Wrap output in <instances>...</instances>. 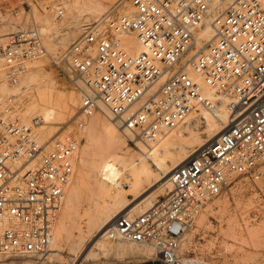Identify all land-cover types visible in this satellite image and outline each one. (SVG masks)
Segmentation results:
<instances>
[{
    "label": "built area",
    "instance_id": "obj_1",
    "mask_svg": "<svg viewBox=\"0 0 264 264\" xmlns=\"http://www.w3.org/2000/svg\"><path fill=\"white\" fill-rule=\"evenodd\" d=\"M131 1L132 12L88 25L63 54L84 90L79 116L60 140L41 143L33 126L16 116L15 94L6 92L28 63L48 54L40 29L0 40L1 257L46 259L95 110L104 107L139 148L224 103L230 125L172 171L165 197L140 214L118 215L107 236L152 247L147 261L155 264H231L185 255L180 245L204 206L236 186L238 176L254 184L263 177L264 6L261 0H231L224 7L225 0ZM206 22L213 38L198 51L197 31ZM122 34H135L144 52L128 54Z\"/></svg>",
    "mask_w": 264,
    "mask_h": 264
},
{
    "label": "rangeland",
    "instance_id": "obj_2",
    "mask_svg": "<svg viewBox=\"0 0 264 264\" xmlns=\"http://www.w3.org/2000/svg\"><path fill=\"white\" fill-rule=\"evenodd\" d=\"M98 2L101 3L103 9L98 10V13L91 11L90 7H93L96 5L95 3ZM85 8L89 9L87 10L88 16L91 18V23H89V25L100 19L99 17L102 18L103 16H109L111 19H116L122 15L129 14L128 11L131 12L133 10L131 0H0V20L3 21L0 30H2L4 26L7 27V30L3 32L0 31V34L17 32L19 30H29L33 27H38L43 36L44 45L48 54L28 63L26 71L32 72L38 67L41 68V75L45 78L48 77L47 79L53 82L54 88L52 93L55 99L62 100L64 97L67 98L71 95H74L77 98V104L74 107L73 114L66 115L62 120L52 122L53 124L51 123L49 125L51 128V134L49 135V138H52L51 141L64 138L71 126L75 124L80 113L84 85L78 76L70 69L63 54L68 50L72 42L81 36L84 32V28L80 29L79 32L75 34V39L66 46L57 44L55 40L59 34L66 33L69 27L74 26V19L78 15V12ZM59 9L63 10V17L61 18H58L57 16ZM109 11H111V13ZM119 39L121 41L120 36ZM23 77L24 74L20 76V81H22ZM13 91L14 93H12ZM16 91L17 89L13 88L11 92H9L15 94L18 109L20 110L21 103L27 100L28 95L25 90H22L21 92L19 89L18 93L20 95L16 94ZM23 93L26 96H23ZM202 112L203 110L192 115L193 117H190L192 122L189 123H192L194 127L191 129L198 133L201 139H206V119L204 118V115H202ZM32 118L29 124L23 122L29 126H33L35 131V129H38L41 126L42 122L40 116H33ZM96 118L105 119L114 124L115 127L118 128L119 136L124 142L123 144L121 143L122 146L118 144L119 147H122L120 149L121 156L119 155V158L116 160V165L121 170L119 182L126 179L127 173H131L129 159H132V157L136 158L139 155L144 156L149 150L148 148L153 147V144H150L149 142L140 143L141 145L143 144V146L146 145L144 150H142V146H139L140 149L133 146L128 142L129 138L121 132V129L107 114L104 113L103 110H95L89 117L87 125L84 128L82 140L76 153L74 173L67 186L64 205L59 218L54 225L53 235L55 234L57 226L63 221L66 223V229L64 232L65 238L77 236L78 231L85 228L88 217L91 211L94 210L92 204L94 203L96 196L83 190V185L81 183L82 179L80 177L87 173L83 160H90L95 151L93 148L87 149L86 129L89 128L90 121ZM197 118L199 119L198 121L196 120ZM19 119L22 120L21 118ZM196 121L199 125L196 124ZM186 125L187 122H184L176 129L184 130ZM168 135H166V137ZM166 137L162 138V140L156 145H159ZM39 141L42 143L48 142L47 140ZM190 146L192 150H195L198 148L199 142H194ZM155 147L156 146H154V148ZM85 150L88 152L86 153ZM109 151L110 150L106 151L108 152L107 154H110L111 151ZM127 156L129 159H126ZM153 168L155 171L157 170L155 166H153ZM158 171L159 170H157L156 173L160 172ZM262 173L263 177L261 180L257 181L256 184L242 176H238V183L236 186L226 187L221 196L209 201L195 219L192 227L184 235L183 241L180 245L181 252L188 256L205 258L212 263L227 261L231 264H264V168L262 169ZM92 180L93 179L89 180L90 184L93 183L94 180ZM158 185L159 184H157L155 188ZM75 187L78 188L77 190L80 197L78 198L77 203L75 202V205L73 203V206H71L72 204L66 205L67 194L71 188L73 189ZM155 188H151L150 191ZM171 189L172 185L171 188L166 189L165 192H156L151 204L145 207L143 211L154 204L158 199L165 197ZM129 198H131V196H129ZM74 210H77L78 214ZM69 215H71V217H69ZM107 241L111 242L114 246L119 244L128 245L129 243H132L128 241H113L110 239ZM132 244L135 245V249H137L138 252H154L153 248L150 246ZM77 257L79 256H75L74 252L64 246L59 250L57 256L54 258L48 257L41 261L40 264H155L147 261V259L141 260L138 258L114 260L109 256H103V254L99 252L95 255L88 256L87 259L85 256H82L80 260ZM26 259L27 258L16 256L14 258L3 256L0 258V264ZM35 264L37 263L35 262Z\"/></svg>",
    "mask_w": 264,
    "mask_h": 264
},
{
    "label": "bare ground",
    "instance_id": "obj_3",
    "mask_svg": "<svg viewBox=\"0 0 264 264\" xmlns=\"http://www.w3.org/2000/svg\"><path fill=\"white\" fill-rule=\"evenodd\" d=\"M230 1L231 0H225L222 6H226ZM261 2L264 6V0H261ZM95 4L96 5L93 7H90V10L98 13L97 11L103 8L101 7V3L98 2ZM87 10L89 9L85 8L78 12V15L74 19V26L69 27L66 33L59 34V36L56 37L55 42L57 44L66 46L75 39V34H77L80 29L84 28L85 30L89 23H91V18L88 16ZM109 12L111 13V11ZM128 13H130V11H128ZM1 25H3L2 20H0V27ZM5 30H7V27L4 26L0 31L3 32ZM7 34L10 33L6 32L0 34V37H2L0 39L1 42L4 41V36ZM213 34L210 22H206L197 31L198 41L196 43V50H203L205 45L212 40ZM120 37L128 54L136 55L144 52V48L138 42L135 34H122ZM41 72L42 69L39 67L32 72L26 71L22 81L19 80V83L12 86V89H17L16 94H19V89L21 92L22 90H25L28 95L27 100L21 103L20 110L17 109L16 115L27 124L30 123L33 116H40L42 124L40 123L41 126L34 131L36 137L38 140H47L48 142H51L52 138H49L51 128L49 125L52 122L62 120L66 115L73 114L74 107L77 104V98L74 95H71L67 98L64 97L62 100L55 99L52 93L54 88L53 82L47 79L48 77L45 78L42 76ZM11 90H8L7 92H11ZM12 93H14V91ZM24 93L23 96H26ZM101 108L102 109L100 110H103L104 113L109 116L108 111L104 107ZM202 115H204V118L206 119V139H201L200 135L192 130V127L194 126L192 123H189L192 122V119L189 118L186 121L187 125L184 130L175 129L170 134L168 133L169 135L167 134V137L165 135L156 142H149L150 144H153V147L148 148L149 150L147 149L148 151L144 156L139 155L136 158L131 156L132 159H129L127 156L126 159L130 160L129 167L131 168V173H127L126 179L121 182H119L121 170L117 167L116 160L119 158L120 149L122 148L119 147V145L124 142L119 136L118 128L105 119L96 118L90 121L89 128L86 129L87 149L93 148L95 151L90 160L82 159L87 173L80 178L82 179L81 183L83 185V190L96 196L95 201L92 200L94 201L92 204L94 210L91 211L85 228L80 229L77 236L65 238L64 232L66 229V223L61 221L51 239L46 258H54L64 246L74 252L75 256H79L77 257L79 260L82 256H85L87 259L88 256L95 255L98 252L103 254V256H109L114 260L136 258L146 260L147 258H150L154 252H138L137 249H135V245L132 244L133 242L128 245L119 244L114 246L111 242L107 241L109 239L107 236V230L118 215L124 213L132 215L139 214L145 207L151 204L156 192H165L166 189L171 188L170 176L172 171L191 158L197 149L216 139L230 125V113L224 103L215 113L203 110ZM196 120L198 121L199 119L197 118ZM196 124H198V122ZM121 132L123 131L121 130ZM124 133L126 135L129 134L126 130ZM164 137L166 138L161 141L159 145H156ZM194 142H199V146L197 149L192 150L190 145ZM138 146H142V150H144L146 145L143 146V144H140ZM154 146L156 147L154 148ZM107 150L111 151H109L110 154H107ZM87 152L88 151H86V153ZM153 166H155L160 172L158 171L159 173H156L157 170L155 171ZM90 179L94 180H92V184L89 183ZM157 184L159 185L155 188ZM153 187L155 189L150 191ZM75 188L69 190L66 205L72 203L75 205L77 203L80 195L77 190L78 188ZM129 196H131V198H129ZM73 204L71 206H73ZM74 211L77 212V210ZM69 217H71V215H69ZM33 262L34 261L31 259H26L20 261L15 260L5 264H31ZM33 264H35V262Z\"/></svg>",
    "mask_w": 264,
    "mask_h": 264
}]
</instances>
